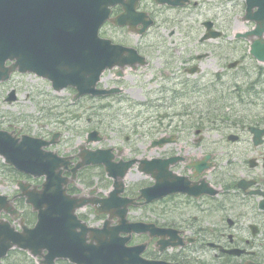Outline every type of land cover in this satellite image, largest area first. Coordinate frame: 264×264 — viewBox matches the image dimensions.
I'll return each mask as SVG.
<instances>
[{
  "label": "flooded vegetation",
  "instance_id": "flooded-vegetation-1",
  "mask_svg": "<svg viewBox=\"0 0 264 264\" xmlns=\"http://www.w3.org/2000/svg\"><path fill=\"white\" fill-rule=\"evenodd\" d=\"M233 1L239 3L238 5L243 8L244 13L246 10L245 0ZM124 2H128L135 12L130 13L133 18H128L138 20L133 24L135 30L140 31L151 20L152 25L144 32L136 33L130 31L127 26L118 27L107 21L100 29V36L111 39L115 44L134 47L146 59L148 51L141 50L138 46L139 40L144 39L159 20L166 18L173 22L176 12L179 15L184 13L187 8L197 5L194 0H180V3L178 0H124ZM123 13L124 8L121 3H115L110 7L111 18L118 17ZM122 30H126L136 37L137 40L134 44H127L123 40L115 38L117 34L114 32ZM173 34L174 30L166 31V35L170 37ZM162 53L164 55L161 56L172 57L168 51ZM187 60L192 61L188 62L183 69L189 74L190 68L195 66H193L194 59L188 56ZM179 62H173L172 68L180 67L181 69L184 63L181 60ZM133 66V64L130 67L125 66L122 70L115 67L103 73L102 87H119V91L98 96L100 98L97 99L99 100L96 106L98 111L109 106V103L105 101L109 98L118 102L132 99L133 96L128 94L125 87V81L132 73L139 79V68L143 67L133 68ZM165 66L169 65L162 67ZM165 73L168 75L166 71ZM15 75L22 74L16 72L10 75L8 80L0 83V86L10 82ZM10 89L15 88L11 87ZM174 91L179 94L177 90ZM8 95V90L3 93L4 102L7 101ZM171 95L174 98L178 97L172 91ZM138 97L142 101L138 104L147 106L146 97ZM15 101H17V97ZM152 105L154 106V104ZM181 118L182 116L173 132L159 128L158 135L147 140L145 146L148 150L154 149L155 155L161 160L174 157L169 169L175 175L174 181L177 190L154 200L140 197L141 189L149 187L153 181L148 175L141 174L136 169L138 172L130 171L125 175L123 190L119 195L117 194L120 198L133 200L126 206L121 203L104 204V201L107 203L110 200L108 198L114 187H118L115 185L114 177L106 173L103 165L86 166L78 171L76 177L72 179L71 168L78 160L77 153L79 152L78 147L82 145L81 139H79L76 152L71 154L59 151L58 146L63 140V132L58 129L40 133L31 132L25 124H9L3 127L18 136L25 133L48 140H56V143L48 148H53L62 156L71 155L70 164L62 174L67 178L66 193L96 200L97 208L100 210L94 209L92 205L75 209L77 218L86 222L88 226L105 225L108 228H113L118 226L122 220L127 224L138 221L170 229L167 234L161 236L151 234L150 231L121 233L122 237H128L125 242L126 246L144 245L143 251L139 254L141 259L174 264H247L248 261L253 262L252 264H264V133L258 130L255 134L251 130L252 128H264V126L256 124L251 127L244 124L237 126L236 131H230L228 135H224L225 125H215L212 121L205 123L204 118H200L201 121L199 118H191L190 124L184 127ZM56 131L59 132L56 136L57 139L54 134ZM98 131L100 137L96 146L110 148L109 153L112 155V161H126L139 156L135 146H141L144 139L139 131L134 134L131 132L134 138L119 132L115 127H111L108 134H104L100 129ZM231 132L237 138L231 140L229 138ZM148 137L150 136L146 137L145 135L146 139ZM163 138L168 140H162L159 143ZM84 142L88 149L96 147L89 146L90 142L88 143L86 139ZM20 175L19 178L29 180L31 185L38 188L44 180L43 176L31 177L19 173L18 176ZM240 183L242 184L240 185ZM12 199L20 211L19 217L28 226H32L36 221L37 213L26 204L25 197L19 195L18 191L12 195ZM108 208H112V214L103 211ZM120 212H124L122 218L119 215ZM76 231H80V229L78 228ZM87 237H89V232H87ZM238 250L241 252L237 253ZM53 264L75 263L65 258H58L54 260Z\"/></svg>",
  "mask_w": 264,
  "mask_h": 264
},
{
  "label": "water",
  "instance_id": "water-1",
  "mask_svg": "<svg viewBox=\"0 0 264 264\" xmlns=\"http://www.w3.org/2000/svg\"><path fill=\"white\" fill-rule=\"evenodd\" d=\"M119 2L122 0H0V80L18 68L46 77L57 91L68 86L74 88L77 91L75 97L113 92L112 89L96 88L100 74L115 64L123 67L130 63L133 59L131 55L136 53L131 47L112 44L109 39L98 35L100 27L109 17V5ZM247 4V17L256 20V26L238 35L257 37L252 40L250 53L264 62V0H247ZM253 5L258 6V10L251 13ZM123 6L126 11L110 20L119 26L129 25L130 30H134L133 24L138 20L128 19L133 18L130 15L132 11L127 5ZM207 26L209 29L211 23H207ZM208 36L215 37L217 33H209ZM124 52L126 56L123 57ZM138 58L143 59L141 56ZM7 59L16 61L4 67ZM95 134L96 131L91 132L89 140H96ZM48 144L37 137L23 135L18 138L0 129V155L6 163L18 171L45 176L41 189H28L29 184L19 181L21 194L37 211V222L33 227L21 224V230H16L8 220L0 218V261L9 249L16 247L27 250L32 256H40V264H52L57 257L69 258L78 264H166L139 258V250L126 247L125 239L119 238L121 231H146L153 225L145 224L143 227V224L127 225L122 222V225L114 228L97 229L86 227L76 218L74 209L86 201L77 204L66 195L62 187L61 167H66L68 160L44 150ZM100 153L99 150L81 153V160L73 169L100 163ZM102 161L109 174L122 177L138 160L128 161L123 171L119 172L114 170L119 168V164L110 163L104 155ZM139 168L156 179L152 186L141 190L140 197L152 200L177 190L175 177L171 178L173 174L168 171L167 163L161 166V161L142 159ZM115 185L120 188H115L110 193V200L107 203L104 201V204L118 203L116 195L121 190L122 182L116 181ZM103 211L110 212L112 208ZM1 212L14 217L18 214L3 195H0ZM78 228L80 231H76ZM160 230L155 228L153 233L161 234ZM87 239L90 241L87 242ZM92 240L96 243L93 244Z\"/></svg>",
  "mask_w": 264,
  "mask_h": 264
},
{
  "label": "rangeland",
  "instance_id": "rangeland-1",
  "mask_svg": "<svg viewBox=\"0 0 264 264\" xmlns=\"http://www.w3.org/2000/svg\"><path fill=\"white\" fill-rule=\"evenodd\" d=\"M194 1L197 2L196 6L187 8L179 15L176 12L173 22L166 18L159 20L149 34L139 40L138 46L141 50L148 51V64L139 68V79L132 73L125 81V87L128 94L133 96L132 99L118 102L109 98L107 103L109 105L112 103L114 106L102 110L101 115L97 116L95 107H92L93 104L96 106V100L83 98L80 105L74 104V93L71 90L64 89L57 92L52 88L49 80L35 74L15 75L10 82L0 86V125L25 124L31 132L38 130L40 133L58 129L63 132V140L58 146L59 151L71 154L76 152L79 139L83 142L86 133L92 129H100L104 134H108L110 128L115 127L119 132L134 138L131 132L136 133L138 127L144 137L142 145L135 146L136 152L141 157L155 155L154 149L145 148L147 140L158 135L159 128L173 132L180 120V114L183 116L181 120L184 127L190 124L191 118L203 117L204 122L207 123L211 117L212 122L229 127L224 130V135L230 130L236 131L234 125L240 120L256 119L259 122V118H262L260 126H264V93L255 91L256 94L254 90L247 89L257 76L256 63L248 56L249 42L236 44L227 42L235 32L250 28L248 22L242 21L243 9L233 6V3H237L233 0ZM213 13L219 16L218 20H215L216 27L224 32L225 37L220 43L200 44L197 40L199 41V35L203 31V21L213 20ZM227 18H231L228 23L229 28L226 27ZM168 30H174L171 37L166 35ZM114 33L117 34L116 39L123 40L127 44H134L137 40L126 30ZM163 51H168L172 57L161 56L164 55ZM206 51L210 53L209 56L200 62H194L200 64L199 73L188 75L183 68H172L173 62L180 63L179 57L183 62L188 56L194 57L197 52ZM234 59L243 62L237 69L225 67L227 62ZM191 61H186L184 65ZM161 64L169 66L162 67ZM180 70L178 79H172ZM223 70L224 83L223 87L220 86L222 91L221 88L212 90L209 84L212 82V75ZM182 78H189L190 81L179 83ZM256 85L257 83L252 86ZM10 87L16 89L17 101L8 104L3 101L2 96ZM169 87L171 88L168 89ZM201 87L206 91L202 93L199 89ZM238 88L246 93L243 100L237 94ZM258 89L260 90L259 86L256 87V90ZM174 90H178L179 94ZM171 91L178 97L174 98ZM247 94H254L255 98L249 99ZM219 95L223 97L216 98ZM138 96L146 97L147 106L138 104L142 102ZM164 96L166 98H163ZM176 114L179 115L175 117ZM161 116L164 117L162 120ZM129 127L133 128V131L129 130ZM145 135L150 137L146 139ZM1 162L0 157V166ZM0 168L3 170V167ZM16 188V180L3 178L0 175L1 193L11 194ZM32 260L33 264H37L34 258ZM3 264H31V261L14 255Z\"/></svg>",
  "mask_w": 264,
  "mask_h": 264
},
{
  "label": "trees",
  "instance_id": "trees-1",
  "mask_svg": "<svg viewBox=\"0 0 264 264\" xmlns=\"http://www.w3.org/2000/svg\"><path fill=\"white\" fill-rule=\"evenodd\" d=\"M259 70H261V72H259V73H257V76H256V78H255V82L259 85V86H261V89L260 90H258V92H264V68L262 69V68H260ZM251 86H249L247 89H249V90H254V92H255V88H250ZM22 253L23 254H25V252L24 251H21V250H17V249H13V250H11L9 253H8V255H7V257H6V260H9L12 256H14V255H22ZM21 257H23V260H27V258L26 257H24V255H22Z\"/></svg>",
  "mask_w": 264,
  "mask_h": 264
}]
</instances>
